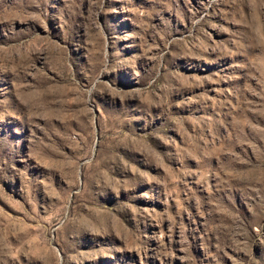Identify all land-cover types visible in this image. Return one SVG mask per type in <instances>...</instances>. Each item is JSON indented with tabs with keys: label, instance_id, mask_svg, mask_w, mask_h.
<instances>
[{
	"label": "rangeland",
	"instance_id": "obj_1",
	"mask_svg": "<svg viewBox=\"0 0 264 264\" xmlns=\"http://www.w3.org/2000/svg\"><path fill=\"white\" fill-rule=\"evenodd\" d=\"M0 264H264V0H0Z\"/></svg>",
	"mask_w": 264,
	"mask_h": 264
}]
</instances>
